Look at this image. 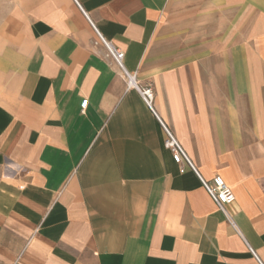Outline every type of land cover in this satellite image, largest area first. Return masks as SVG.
<instances>
[{
	"label": "crops",
	"instance_id": "obj_1",
	"mask_svg": "<svg viewBox=\"0 0 264 264\" xmlns=\"http://www.w3.org/2000/svg\"><path fill=\"white\" fill-rule=\"evenodd\" d=\"M0 264H264V0H7Z\"/></svg>",
	"mask_w": 264,
	"mask_h": 264
},
{
	"label": "built area",
	"instance_id": "obj_2",
	"mask_svg": "<svg viewBox=\"0 0 264 264\" xmlns=\"http://www.w3.org/2000/svg\"><path fill=\"white\" fill-rule=\"evenodd\" d=\"M94 28L96 30L98 40L106 46L108 50V55L111 56L114 59V61L117 63V65L125 71V74L129 78L130 83L138 87L136 83V75L135 74L132 75L128 73L125 69V66H124L125 52L115 47L110 42H108L95 26ZM139 90H140V93L144 101L147 103V105L151 109L154 110L153 108V101H154L153 89L150 86H146ZM87 103H88L87 100L83 101L82 103L83 109L86 108ZM161 123L163 124L165 131L167 133L166 146L172 150L174 160L177 163H185L188 167H190L197 173V175L201 179L203 186L205 187V189L207 190V192L209 193L213 201L216 203L218 208L228 216L227 206L233 203L236 199L233 189L226 183L225 179L220 175L215 176L212 180L205 179L199 173V171L197 170V168L191 161V158L189 157L187 151L181 145V143L178 141L175 135L165 126V124L162 121ZM181 171H185V167H182Z\"/></svg>",
	"mask_w": 264,
	"mask_h": 264
},
{
	"label": "rangeland",
	"instance_id": "obj_3",
	"mask_svg": "<svg viewBox=\"0 0 264 264\" xmlns=\"http://www.w3.org/2000/svg\"><path fill=\"white\" fill-rule=\"evenodd\" d=\"M6 8H7V0H0V25L4 19Z\"/></svg>",
	"mask_w": 264,
	"mask_h": 264
}]
</instances>
